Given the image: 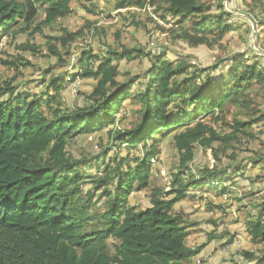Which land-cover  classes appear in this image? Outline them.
Here are the masks:
<instances>
[{
    "label": "trees",
    "instance_id": "obj_1",
    "mask_svg": "<svg viewBox=\"0 0 264 264\" xmlns=\"http://www.w3.org/2000/svg\"><path fill=\"white\" fill-rule=\"evenodd\" d=\"M223 1L119 0L116 8L152 9L165 22L173 20L175 40L213 48L236 28L235 15L225 10ZM243 1L255 15L252 20L259 25L256 44L264 52V0ZM71 13V0H0V39L11 34L14 44L26 36L21 51L44 55L46 46L44 56L68 65L73 43L85 36L84 31L62 27L63 35L45 32L56 29ZM89 27L90 32L99 31L96 24ZM38 35L44 38V45L36 42ZM249 51L250 55L233 56L231 70L216 76L212 72L221 70L222 58L213 67L193 70L183 60L154 56L141 47L123 45L116 50L108 46L104 57L85 50L79 57V76L94 79L96 86L86 97V105L74 109L61 102L65 76L52 80L55 95H32L19 90L15 78H0V264H193L201 252L189 245V229L196 223L176 211L175 204L192 191L214 190L226 183L229 187L222 185L215 194H228L241 202L242 197H232L237 184L233 170L240 175L245 171L236 148L250 129L264 123V108L258 101L264 96V58ZM145 58L151 65L140 75L120 71L123 60ZM22 61L33 65L22 56L2 64L18 69ZM90 61H99L94 62L95 70L88 69ZM259 85L262 88L253 94ZM126 101L134 120L130 129L110 131V148L90 159L69 152L75 140L115 125L117 115L126 110ZM178 130L172 136L179 164L172 174L171 190L153 187L151 162L161 154L157 135ZM215 144L219 146L214 148ZM122 146L130 150L144 146L150 154L144 159L131 155L119 161L118 151L106 161L110 150ZM200 146L212 150L213 169L193 170L191 163ZM229 152L228 158L237 164L224 167L221 156ZM133 161L138 164L124 170ZM86 184H92V189L85 191ZM145 191L150 193V206L138 209L131 204L132 195ZM243 198L247 211L256 210V215H247V232L253 243L264 244V193L252 189ZM216 237L213 233L212 238ZM261 253L259 257L256 251L244 250V259L235 264H264V249Z\"/></svg>",
    "mask_w": 264,
    "mask_h": 264
},
{
    "label": "rangeland",
    "instance_id": "obj_2",
    "mask_svg": "<svg viewBox=\"0 0 264 264\" xmlns=\"http://www.w3.org/2000/svg\"><path fill=\"white\" fill-rule=\"evenodd\" d=\"M119 0H71L72 13L59 21L56 29L53 31L48 29L45 35H63L62 27L67 28L71 32H77L80 29L84 31V37L73 43V53L71 63L61 65L58 60L47 55V47L44 48V55H33L30 52H23L19 47L28 41L26 36H20L18 40L11 44V34L1 36L0 39V78L2 81L16 79L14 85L19 90L31 91L32 95H38L47 92L55 95L54 87L51 86L52 80L57 77L68 76L70 72L79 73L82 69L79 57L83 51L91 50L95 55L105 56L108 46H112L116 50H121L122 46L141 47L152 55H167L173 61L183 60L188 66L195 68L207 69L216 65L217 60L222 58L221 70L212 72L218 76L222 70L230 71L229 60L236 55H250L251 44L255 42L254 32H259L256 23L252 20L255 15H251L248 7L243 0H224L223 6L225 10L233 13L235 17L233 25L235 29L228 33L222 41L209 48L207 46L193 47L183 40L173 37L172 25L173 20L165 22L160 16L151 10H136L133 8L118 9ZM216 5L218 2L216 1ZM44 18V17H43ZM41 20H39L40 22ZM90 24H96L99 31L90 32ZM251 32L248 33V31ZM120 33V36L117 34ZM38 44L44 45L45 40L42 36L36 37ZM256 49L261 50L256 44ZM262 51V50H261ZM254 53H256L254 51ZM257 54V53H256ZM27 58L33 65H24L25 61L18 64V69L9 68L2 64V61H14L18 57ZM252 56V55H251ZM264 58L263 55H258ZM96 60V59H94ZM99 62V61H93ZM90 62V66L95 64ZM253 62V61H252ZM88 65V64H87ZM150 59L127 61L123 60L119 63L122 74L131 73L138 76L150 67ZM264 65V59H262ZM71 66V67H70ZM93 67V68H94ZM95 69V68H94ZM49 71V72H46ZM76 71V72H75ZM46 72V74H45ZM82 75V74H81ZM85 75V74H84ZM71 79V78H70ZM122 81L126 80L121 76ZM75 79H73L74 81ZM77 83H65L61 91V102L64 107L74 109L75 107H84L86 105V97L90 95L96 86V81L92 78H80ZM261 85L254 88L253 94L258 93ZM264 95V94H263ZM264 108V96L259 100ZM124 108L117 115L118 121L115 125H110L102 131L92 134L88 137L75 140L70 144L69 152L76 158L87 156V158L98 157L105 148H110L113 141L110 136L112 129H130L132 118L130 102H124ZM125 111L128 114H125ZM233 109H231V114ZM234 113V112H233ZM125 115V117H124ZM124 117V118H123ZM208 122L214 126L219 132L221 128L213 124L208 117ZM186 125V124H185ZM182 131V129H180ZM180 130L173 132L171 135L165 136L163 133L157 135L156 141L161 148V154L152 160L151 180L152 186L165 187L171 190L170 183L173 180V173H177L179 164V154L172 143V136ZM244 137V136H242ZM151 142H148L150 146ZM219 144H215L217 148ZM197 148V147H196ZM120 151V152H118ZM118 152V160L123 158L141 157L146 158L150 154L143 147L137 149H129L122 146L119 149L109 151L106 156L108 161L110 157ZM236 152L240 154L239 158L244 159L245 171L242 175L233 170L232 178L236 181L233 196L242 197L241 202L232 200L230 195H216V191L221 190L222 185L229 187V184H220L217 189H208L190 192L188 198L178 202L175 209L183 212L190 223L196 226L190 228L192 234L189 237V245L191 247L201 248V252L197 259L193 260V264H235L241 262L244 250L256 251L257 256H261V250L264 244H255L247 232V215H256L254 212L247 211V200L244 199V193L252 189L262 190L264 193V123L260 122L250 129L248 135L242 140L241 146L236 148ZM231 153L222 155L224 167L236 166L234 160L228 158ZM244 157V158H243ZM256 160L257 162H254ZM215 158L212 150L205 151L201 146L196 149V158L191 163L193 170L195 169H213L215 166ZM138 162H132L130 166L124 168L128 170L134 168ZM95 172L97 171L96 169ZM231 171V170H229ZM94 173V172H93ZM229 173V172H228ZM231 181L232 179L229 178ZM217 185V184H216ZM234 186V185H233ZM85 191L92 189V184L83 186ZM233 189V188H232ZM231 189V190H232ZM215 191V192H214ZM149 192H139L132 195L131 204L138 209L148 208L150 206ZM95 199L98 198L96 192ZM102 201L97 204L102 205ZM221 207V208H220ZM213 208V212L211 211ZM215 231V232H214ZM213 233L217 236L213 237ZM250 262H248L249 264ZM251 264V263H250Z\"/></svg>",
    "mask_w": 264,
    "mask_h": 264
},
{
    "label": "clouds",
    "instance_id": "obj_3",
    "mask_svg": "<svg viewBox=\"0 0 264 264\" xmlns=\"http://www.w3.org/2000/svg\"><path fill=\"white\" fill-rule=\"evenodd\" d=\"M90 62H93V61H90ZM90 62H89V64H90ZM93 63H94V62H93ZM89 64H88V69H89V70H95V69L93 68L94 66H93V65L90 66ZM70 67H71V66H70ZM75 72H76V71H75ZM80 73H81V72L76 73V74H77V77L75 78L74 81H73L74 78L72 77V75H74V73H73V72L68 73V74H67L68 76H65V78H66V82H65V83H76V81L80 78V76H79ZM69 77L71 78V81H68V78H69ZM65 86H66V85H65Z\"/></svg>",
    "mask_w": 264,
    "mask_h": 264
},
{
    "label": "water",
    "instance_id": "obj_4",
    "mask_svg": "<svg viewBox=\"0 0 264 264\" xmlns=\"http://www.w3.org/2000/svg\"><path fill=\"white\" fill-rule=\"evenodd\" d=\"M227 12H228V9L226 10ZM254 34H255V32H254ZM256 44H255V42H253L252 44H251V49L253 50V51H255L258 55H263L264 56V52L263 51H261V50H258V49H256V46H255Z\"/></svg>",
    "mask_w": 264,
    "mask_h": 264
},
{
    "label": "built area",
    "instance_id": "obj_5",
    "mask_svg": "<svg viewBox=\"0 0 264 264\" xmlns=\"http://www.w3.org/2000/svg\"><path fill=\"white\" fill-rule=\"evenodd\" d=\"M68 81H71L70 77L68 78ZM77 83V82H76Z\"/></svg>",
    "mask_w": 264,
    "mask_h": 264
}]
</instances>
